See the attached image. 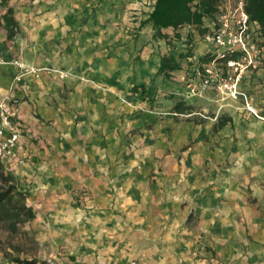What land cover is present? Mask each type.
<instances>
[{"label":"crops","instance_id":"0c3cea01","mask_svg":"<svg viewBox=\"0 0 264 264\" xmlns=\"http://www.w3.org/2000/svg\"><path fill=\"white\" fill-rule=\"evenodd\" d=\"M155 2L0 0V97L20 102L28 153L6 169L30 192L43 260L264 264V70L241 86L263 118L212 89L190 94L186 60L159 69L200 35L185 25L154 36ZM141 84L153 93L135 92ZM179 101L205 118L183 119ZM0 264L19 263L0 253Z\"/></svg>","mask_w":264,"mask_h":264},{"label":"built area","instance_id":"2783aa9c","mask_svg":"<svg viewBox=\"0 0 264 264\" xmlns=\"http://www.w3.org/2000/svg\"><path fill=\"white\" fill-rule=\"evenodd\" d=\"M212 26L211 31L200 36L203 50L199 51L195 42L190 44L195 52L190 61H194L198 55L209 53L211 58L203 64L194 63L190 78L184 75L189 93L201 95L212 89L223 99L243 101L245 109L252 116L263 118L253 103L254 97L241 88L247 77L264 70V39L260 24L251 19L244 0H223ZM43 70L67 76L66 72L49 67H31L26 72L38 74ZM19 113L20 102L17 99L8 95L0 97V162L5 167L13 162L24 165L27 161L26 151L19 154L25 134Z\"/></svg>","mask_w":264,"mask_h":264},{"label":"trees","instance_id":"16d2710c","mask_svg":"<svg viewBox=\"0 0 264 264\" xmlns=\"http://www.w3.org/2000/svg\"><path fill=\"white\" fill-rule=\"evenodd\" d=\"M223 0H156L155 5L148 17V22L154 29V36L167 38L164 29L179 28L190 25L200 36L211 31L214 26L212 22L216 19L220 11ZM246 10L252 20L257 21L261 27V35L264 39V0H244ZM4 5L8 4V0H1ZM14 10L8 7L7 12L3 15L5 25L8 29V35L13 38L18 30V22L15 20ZM1 18V17H0ZM177 35L180 37V33ZM187 50L176 55L170 53L162 57V63L159 73L168 70L180 69L181 62L186 60L185 76L190 78V67L196 64H203L210 60L211 55H198L194 61L189 58L194 56L195 52L190 47L193 43L192 39L188 41ZM264 43V42H263ZM135 92H140L142 96H149L153 91L145 84L135 85ZM175 109L179 113H192L193 107L186 105L183 101H179ZM30 192L25 189L16 176L8 171L3 163L0 162V229L6 228L13 234H17L22 230L27 222L32 221L36 217V210L32 204L28 202ZM18 263L35 264L33 259H16Z\"/></svg>","mask_w":264,"mask_h":264},{"label":"rangeland","instance_id":"374dc122","mask_svg":"<svg viewBox=\"0 0 264 264\" xmlns=\"http://www.w3.org/2000/svg\"><path fill=\"white\" fill-rule=\"evenodd\" d=\"M200 41L201 39L197 38L195 45H199L197 43ZM262 79H264V76L262 77ZM262 105L263 104L259 102V106ZM196 112L198 113H195L193 115H182L181 117L183 119H187L189 117L198 116L204 119L205 114H207L199 110H197ZM261 185L264 186V183L261 182ZM84 188L85 187L82 188L81 194L83 199H87L86 197L88 196L89 191ZM263 201L261 203L262 205L264 204ZM194 218L195 214L191 213L188 217L187 222L193 221ZM39 236L40 231H37L35 228H33L32 224H30L29 222L22 226V230L17 234H13L6 228H2L0 229V253H2V255H4V257H6L7 259L14 262L17 261L16 259H33L36 260V262L49 261L43 260V258L46 256V254L50 253V247H48V245L44 243L41 244ZM49 262L52 263L51 260ZM128 263L135 264L136 262L133 260Z\"/></svg>","mask_w":264,"mask_h":264}]
</instances>
